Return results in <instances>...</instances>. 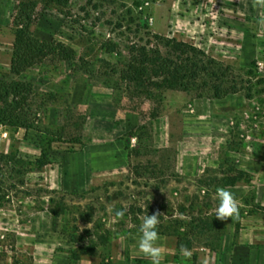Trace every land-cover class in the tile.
<instances>
[{
    "label": "rangeland",
    "instance_id": "1",
    "mask_svg": "<svg viewBox=\"0 0 264 264\" xmlns=\"http://www.w3.org/2000/svg\"><path fill=\"white\" fill-rule=\"evenodd\" d=\"M59 1L0 0V76L27 95L30 124L0 125V154L15 151L32 162L44 146L49 156L47 166L32 172L0 160V264H151L138 249L137 226L116 212L138 200L167 221L160 207L176 217L175 208L189 207L202 181L210 185L209 197L197 205L209 203L211 211L212 178L229 164L251 175L227 188L240 202L237 235L236 218L224 221L215 250L206 236L185 232L192 238L190 259L179 252L186 240L159 235L162 264H264V10L252 0ZM16 19L24 37L47 53L18 76L9 68ZM145 31L192 44L241 76L255 62L250 90L221 99L172 91L128 96L112 72L118 64L108 42ZM58 45L69 55L59 56ZM143 124L152 128L161 153L156 160L173 167L179 183L154 190V181L147 188L142 179H126V148L134 147L131 133ZM52 208L62 214L53 217ZM103 229L107 244L93 256L71 257Z\"/></svg>",
    "mask_w": 264,
    "mask_h": 264
},
{
    "label": "trees",
    "instance_id": "2",
    "mask_svg": "<svg viewBox=\"0 0 264 264\" xmlns=\"http://www.w3.org/2000/svg\"><path fill=\"white\" fill-rule=\"evenodd\" d=\"M60 3L59 0H49ZM138 6V4H135ZM35 3L28 5L24 11L26 20L30 19L31 11ZM133 23V20L130 19ZM15 40L14 51L10 61V74L18 76L26 69L34 67L46 57L47 53L41 47L31 43L24 36L26 29L22 25L21 19L14 21ZM108 53L114 56L117 66L113 68V73L119 76L120 81L125 85L128 96L133 98H150L154 93H164L166 91L193 93L196 98L211 97L221 99L229 94H235L243 90H250L252 80L255 78L252 69L241 76L232 67L207 55L196 46L178 41L173 38L153 34L149 31L143 32L139 36L127 38L125 42L109 41ZM59 56H68L66 47L58 45ZM26 94L9 83L3 76H0V125L15 128H28L30 126L23 105L26 101ZM250 95L248 94L247 97ZM131 135L135 139L133 148L127 150L128 176L130 180H143V187L150 188L149 184L154 181L153 189L158 190L170 182L179 183L180 177L173 167H162L156 160L161 154L155 148L152 128L143 124L138 126ZM50 146V142L48 144ZM48 147L40 146V155L32 162H26L18 158L15 151L8 154H0V160L6 165L22 166L24 172L40 171L49 164ZM228 164V163H226ZM214 182L215 207L208 211L209 203L198 204V199L206 200L209 197V184L202 181L197 186L199 190L194 195V200L189 201V207L178 205L176 217H172L170 208L160 207L166 212L165 217L160 216L158 225L159 235H173L179 244L185 241L186 246H191L192 238L186 239L185 232H195L198 235L206 236L209 240V248L218 249L225 234L224 221L215 217V209L218 206L216 190L219 187H234L239 182H249L251 175L232 165H226L224 169L217 172V176L212 178ZM133 182V180H132ZM152 188V187H151ZM204 188L205 191H202ZM129 190V189H128ZM174 194H178L174 191ZM1 200V199H0ZM173 209V210H175ZM159 210H155L150 203L139 204L138 200H132L124 212V218L137 226L139 230L142 219L146 215H152ZM49 213L53 217H59L62 213L55 209H50ZM178 216V217H177ZM182 216V219L179 217ZM186 219V221H184ZM235 235L239 230V218L235 219ZM100 227H94L97 232ZM108 231L103 229L100 233L94 234L92 240L86 246L80 245L78 253H73L71 257L78 260L82 255L93 256L99 245L108 242ZM71 241L79 244L80 240L72 236Z\"/></svg>",
    "mask_w": 264,
    "mask_h": 264
},
{
    "label": "clouds",
    "instance_id": "3",
    "mask_svg": "<svg viewBox=\"0 0 264 264\" xmlns=\"http://www.w3.org/2000/svg\"><path fill=\"white\" fill-rule=\"evenodd\" d=\"M254 8L264 10V0H252ZM216 198L219 203L215 209V217L221 221L238 218L240 211V202L235 198L233 193L227 188L219 187L216 190ZM118 217H123V211H117ZM160 213L157 211L152 215H146L142 219L139 227L138 249L144 256L150 259L151 264H162L164 259L163 249L157 244L160 239L158 225L160 223ZM180 255L190 259L192 252L186 245H180Z\"/></svg>",
    "mask_w": 264,
    "mask_h": 264
}]
</instances>
